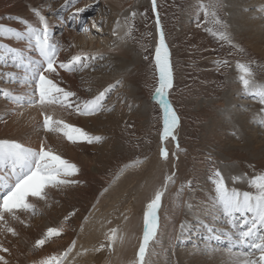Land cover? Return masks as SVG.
<instances>
[{"label": "snow or ice", "instance_id": "obj_1", "mask_svg": "<svg viewBox=\"0 0 264 264\" xmlns=\"http://www.w3.org/2000/svg\"><path fill=\"white\" fill-rule=\"evenodd\" d=\"M88 7L91 5L76 8L71 15L76 17ZM151 7L158 31V43L151 63L157 79L153 99L163 114L160 139L163 142L169 139L175 141L176 148L179 149L177 130L180 127V116L169 98L175 81L172 56L161 23L157 0H151ZM195 7L197 27H203L216 40L227 43L243 53L244 50L233 43L228 25L223 19V0H197ZM31 11L38 18V26L22 17H17L16 20L23 28L0 24V37L25 44L24 48H17L0 43V82L7 85L0 87V100L13 106L10 108V114L18 117H23L26 110L34 109L40 117L36 126L43 132L36 147L22 142L19 138L0 139V264H19L13 254V249L17 247L13 241L20 239L21 232L15 225L30 228L33 217L43 215L44 208L59 204L57 196L63 197L69 190L87 183L82 179L80 166L67 159L58 147L49 143V134L75 147L104 143L107 139L105 136L93 134L75 123H70L68 118H99L105 113H114L115 105L108 107L106 101L109 93L122 84V81L118 80L89 97L82 96L79 90H73L67 84L66 76L71 77L85 69L94 71L93 62L98 58L102 59V55L81 50L62 58V53L66 50L56 39L53 25L40 8H33ZM259 11L264 14V7ZM136 16L137 12L132 11L125 17V23L128 24L126 36H131L134 24L128 22H134ZM261 18L264 19V15H261ZM92 27L100 30L96 22L92 23ZM87 30L86 27L82 29ZM120 32L121 26L117 20L113 34L119 38ZM144 59L148 60V57L145 56ZM216 63L218 66L227 67L229 60H218ZM236 68L239 70V81L244 95L259 102L262 106L260 114L264 116V87H256L254 62L250 59L247 62L237 60ZM88 92L91 93V89H88ZM29 119L36 120V117L30 116ZM257 123L264 126V118ZM133 147L138 148L139 145ZM159 156L164 161L168 160L169 151L166 146L160 148ZM141 163L143 161H132L133 165ZM127 167L128 165H125V168ZM213 177L214 207L219 216L223 217L224 225L217 227L209 220L199 226L206 230L209 240L229 241L227 254L230 259L226 264H264V172L251 178L252 190L244 191L229 187L219 168L214 171ZM175 178L174 171L166 175L161 185L155 188L148 198L143 212L142 237L130 264H150L152 247L157 242L161 227L162 201L169 184L175 183ZM232 179L236 181L239 177ZM111 183L110 181L107 187L93 195L94 202L83 212L73 206L72 210L63 216L60 226L46 227L40 233L32 244L33 250L56 243L65 234L73 218L82 221L78 229H72L76 238L62 251L42 256L31 264H76L78 257H86L89 253H116L117 245H122L126 239L120 223L121 220H128L126 212H121L119 218L103 217L100 222V228L104 229L103 239L91 248L80 245L78 249V240L95 218L99 211L97 206L101 198L109 192ZM188 186H191V181H188ZM187 227V223H181V233ZM237 248L239 251L234 252Z\"/></svg>", "mask_w": 264, "mask_h": 264}, {"label": "bare ground", "instance_id": "obj_2", "mask_svg": "<svg viewBox=\"0 0 264 264\" xmlns=\"http://www.w3.org/2000/svg\"><path fill=\"white\" fill-rule=\"evenodd\" d=\"M228 1L232 11H234L235 20H233L235 27L240 31L244 30L249 37L247 43L252 45L254 49L255 47H261V55H263L264 19L261 18V15L264 14L259 9L264 7V0ZM92 4L95 6L88 7L85 12L74 18H88L90 12L101 5L100 11L102 14L100 17L98 16L99 18H95L97 19L95 22L100 29L99 31L92 27L94 21L88 25L89 32H87L82 31L81 27L77 26V23L74 24L75 28L73 26L72 28L71 26L65 27L63 19L58 18L61 13L69 17L76 8L88 6L86 2L79 0H0V24L10 25L14 28H23V25L17 21L9 20L10 22H6L4 20V16L6 17L8 14L13 13L11 16L14 14L28 16L26 20L38 26V18L34 16L31 9L40 8L53 25L56 39L65 49H68L62 53V58L81 50L93 54H101L103 58H98L93 62L94 71L92 69H85L83 72L71 77L66 76V82L73 90H79L82 96L89 97L91 94H95L109 84H115L116 81L123 78L128 79L132 83L136 72L131 69V65L138 56L133 46L125 38L126 28L120 19V11L126 4V0H91ZM109 19H111L110 25L106 27L103 22L105 20L109 21ZM117 20H119L121 26L119 38L113 34L117 27ZM0 43L9 44L17 48L25 47L23 42H16L6 37H0ZM71 45L75 47H70ZM257 50L258 52L260 51L259 48ZM6 86V84L0 82V87ZM256 87H264V83H256ZM88 89H91V93L88 92ZM118 93L120 91L109 93L107 99L109 103H106L108 107H110L112 98ZM123 93L131 97L136 96V88L133 83L123 89ZM226 97L228 99L230 114L237 117L235 119L238 121L239 128L244 131L243 135L246 145L264 148L263 126L256 124L255 117L251 118L249 116V111H256L255 108H250L249 104H256L258 101L249 97L246 99L241 83L236 81L231 84V88L226 92ZM11 107L13 106L0 100V117H3V119H0V139L19 138L22 142L28 143L33 147L38 146L43 136L42 130L36 126L37 121L40 120L38 113L34 109L26 110L23 117H18L10 114ZM30 116H35L36 120H30ZM116 116L117 113L114 112L110 115L105 113L99 118L68 119L70 123H75L93 134L104 136L108 127L117 129L120 125L121 122L115 121ZM49 143L54 147H58L67 159L80 166L82 179L87 183L77 189L69 190L63 197L57 196L59 204H55L52 208H44L43 215H37L36 218L31 220L32 226L30 228L25 229L18 224L15 225L21 232L20 239L13 241L17 246L13 249V254L19 260V264H27L32 244L46 227L57 226L61 218L69 210H72L73 206L80 208L81 212H83L86 207H89L94 202L93 195L97 194L100 181L108 182L109 184L104 162L112 152H110V149L106 151L105 145L102 148L99 145H81L75 147L62 142L51 134H49ZM162 146L168 148L169 158L167 161L162 160L159 156ZM98 148V153L100 154H90L91 150H98ZM139 160L143 161V163L133 165L130 162L127 164V168L124 167L121 171L119 170L111 180L109 192L101 198L100 204L97 206L99 211L95 214L92 222L86 227L85 233L78 240V249L80 245L91 248L98 241L102 240V232L104 231V229L100 228L102 218H119L121 212H126L128 215L127 221H120L122 231L126 235L124 243L117 245L115 254L107 252L103 254L89 253L86 257H78L76 264H130V261L135 257L137 245L142 237L143 212L147 200L153 190L161 185L163 178L173 171L176 173L175 183L169 184L168 191L162 201L160 209L161 227L158 232L157 242L152 247L150 264H226V261L230 259L227 254L228 248L216 246L217 241L214 240V243L212 240H209L206 230L199 226L200 223H207L209 220L216 224L217 227L224 225L223 217L219 216L214 207V186L212 181L208 177H203L199 180L193 190V195H191L193 198L190 201L191 204L189 203L191 207H188L186 203L187 195L189 194L190 166L186 151L183 148L179 147L177 149L176 142L171 139L167 142L161 141L152 156ZM230 173L237 175L239 172L235 168H232ZM93 177H97V180H94ZM41 207L43 206L41 205ZM183 216L186 217L184 223H187L188 227L181 233L180 223ZM115 223L116 219H114ZM75 238L73 231L67 232L56 243L46 245L37 255H45L51 249L65 248ZM178 242L182 245L190 244L194 248L202 246L204 249H213V252L215 250L218 251H215L216 253L212 255L211 253H209L210 255H203L199 252L195 253L196 249L190 245L189 249H177L174 243ZM219 250L224 251L219 252Z\"/></svg>", "mask_w": 264, "mask_h": 264}, {"label": "rangeland", "instance_id": "obj_3", "mask_svg": "<svg viewBox=\"0 0 264 264\" xmlns=\"http://www.w3.org/2000/svg\"><path fill=\"white\" fill-rule=\"evenodd\" d=\"M79 1L91 5V0ZM196 2L197 0H157L175 75L170 99L180 116L179 147L186 151L190 166L189 181H191V186L187 195V205H190V201L193 200L191 195H193V190L199 180L208 177L212 181L213 173L217 168L225 175L229 187H236L242 191L243 189L252 190L250 188L251 178L264 172V148L246 145L244 131L239 128L238 121L235 119L237 117L230 114L226 97V92L231 88V84L234 81L240 82L239 70L236 68L237 60L247 62L250 59L253 61L256 83H264V54L261 55V47L254 49L247 43L249 37L244 30L240 31L235 27L234 11H232L228 0H223V19L228 25L233 43L242 48L243 53L227 43L216 40L203 27H197ZM100 7L101 5L90 12L83 29L85 27L88 29L90 22H95L97 20L95 18L101 16ZM132 11L137 12V16L134 22H128L134 24V27L131 36L125 35V38L138 55L131 65V69L136 72L132 81L136 88V96L131 97L123 93V89L132 83L128 79H121L122 84L112 91H120V93L116 94L110 102V107L115 105L114 112L117 113L115 121L121 123L117 129L108 127L104 135L107 138L106 141L98 144L100 148L105 145L106 151L110 149L112 152L106 159V163L104 162L109 182L119 170L121 171L133 160L152 156L161 142L163 128L162 110L153 99L157 79L151 61L158 43V31L151 0H126V4L120 11V19L126 29L128 24L125 23V17H128ZM12 14L4 16V20L10 22L17 21V17L24 19L28 17L20 14L11 16ZM202 20L201 16V23ZM110 21L111 19L105 20L103 24L107 27L110 25ZM64 26L67 27L65 24ZM209 27L212 26L209 25ZM145 56L148 57V60L144 59ZM223 59L229 60L227 67L217 65L216 61ZM245 98L248 97L245 96ZM106 103H109V100ZM249 106L257 111H249L251 118L255 117L256 122L262 117L264 118L259 114L262 107L259 102L249 104ZM136 144L139 145L138 148L133 147ZM98 152L99 148L91 150L90 154H100ZM232 168H235L239 173L231 174ZM234 177H239V180L233 181ZM93 179L97 180V177H93ZM107 185L108 182L100 181L97 193ZM34 218L36 216L32 219ZM184 219H186L185 216L181 223H184ZM81 222V219L73 218L62 237L73 228L78 229ZM57 226H60V222ZM174 244L177 249H189L190 246L194 248L190 244L182 245L180 242ZM63 249H51L45 255H37L42 249H31L27 264ZM194 249H199L195 250V253L199 252L203 255H210L209 253L212 255L218 251L213 252V249L207 248V250L202 246H197ZM221 251L224 250H219V252Z\"/></svg>", "mask_w": 264, "mask_h": 264}]
</instances>
